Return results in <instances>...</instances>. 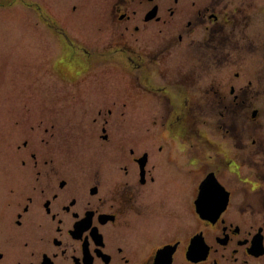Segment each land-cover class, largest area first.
Masks as SVG:
<instances>
[{"label":"flooded vegetation","instance_id":"flooded-vegetation-1","mask_svg":"<svg viewBox=\"0 0 264 264\" xmlns=\"http://www.w3.org/2000/svg\"><path fill=\"white\" fill-rule=\"evenodd\" d=\"M255 2L0 0L35 13L59 102L0 118L24 137L0 264H264Z\"/></svg>","mask_w":264,"mask_h":264},{"label":"rangeland","instance_id":"rangeland-1","mask_svg":"<svg viewBox=\"0 0 264 264\" xmlns=\"http://www.w3.org/2000/svg\"><path fill=\"white\" fill-rule=\"evenodd\" d=\"M255 1L256 9L258 2H264ZM260 5L263 6L259 12L264 13V4ZM36 22L35 13L24 9L23 4L0 6V118L8 117L6 110L10 108L30 109L31 113L38 114L41 108L59 104L55 100L58 79L53 68L54 57L48 51L50 42L43 37ZM13 117L22 116L14 114ZM39 117L31 115L30 119L37 122ZM22 129L0 123V175L9 171L7 153L24 139L19 132Z\"/></svg>","mask_w":264,"mask_h":264},{"label":"clouds","instance_id":"clouds-1","mask_svg":"<svg viewBox=\"0 0 264 264\" xmlns=\"http://www.w3.org/2000/svg\"><path fill=\"white\" fill-rule=\"evenodd\" d=\"M9 23H12V24H14V23H16L15 21H10Z\"/></svg>","mask_w":264,"mask_h":264}]
</instances>
